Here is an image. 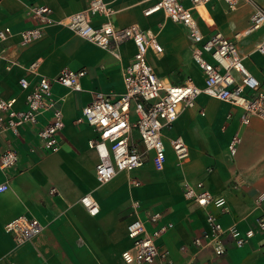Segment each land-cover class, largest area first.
Instances as JSON below:
<instances>
[{"label":"crops","instance_id":"1","mask_svg":"<svg viewBox=\"0 0 264 264\" xmlns=\"http://www.w3.org/2000/svg\"><path fill=\"white\" fill-rule=\"evenodd\" d=\"M104 1L115 10V26L137 23L157 35L163 51L155 53L149 49L147 60L159 76L175 84L191 77L197 85H203L202 73L191 57V41L185 27L168 19L162 11L144 14V9L156 0ZM89 2L0 0V28L8 25L14 33L0 48L8 46L18 61V65L7 69L6 62L0 59L1 96L17 95L22 100L18 79L26 76L32 83L35 81L36 77L25 66L36 59L37 70L48 77L65 66L87 71L79 79L80 89L57 82L52 85L64 120L58 151L48 152L39 147L37 126L20 127L18 136H0V153L7 139L13 140L18 151L17 162L0 170V183L6 181L9 185L0 191V264H127L121 257V251L130 246L126 224L135 215L146 217L156 211L162 213L163 221L172 223L157 238V245L178 264H264V229L257 225L262 210L254 206L255 197L264 191V120L260 117L253 115L243 124L239 107L201 93L191 111L182 110L162 130L167 152L162 170L155 169L150 154L143 165L130 172L118 171L105 183L97 180L93 171L98 154L88 143L97 132L86 123H77L76 118L82 106L91 100L93 91L117 95L123 90L122 71L134 53L133 42L120 43L115 54L62 24L48 25L42 37L26 46H19L17 34L38 24L27 13L31 4L48 5L53 15L61 18L83 9ZM257 2L264 8V0ZM182 3L191 4L189 0ZM253 9L254 3L250 1L229 9L222 1L211 0L196 7L194 15L204 32L219 29L234 39L235 32L248 26ZM103 19L98 15L92 20L97 25ZM263 37L264 26L236 39L245 65L262 83L264 54L256 51L255 45ZM50 117L48 113L40 116L38 126ZM235 131L239 140L235 154L231 155L228 143ZM132 134L142 148L137 132ZM177 136L184 139L189 150L188 158L180 164L171 149V140ZM131 178L139 183L131 185ZM183 181H202L214 195L226 198L228 212L185 199L180 189ZM52 187L57 191L51 193ZM86 193L98 202L95 214H90L80 201ZM131 200L137 201L135 209L130 206ZM209 211L218 215L223 226H234L240 234L252 228L253 236L236 246L234 238L225 234L227 249L222 255H214L211 248L196 251L191 241L208 229ZM20 215L36 217L43 229L29 241L18 244L5 229V223ZM146 225L152 228L151 223Z\"/></svg>","mask_w":264,"mask_h":264},{"label":"built area","instance_id":"2","mask_svg":"<svg viewBox=\"0 0 264 264\" xmlns=\"http://www.w3.org/2000/svg\"><path fill=\"white\" fill-rule=\"evenodd\" d=\"M189 1L190 6H185L182 0H156L143 12L150 14L162 11L168 19L185 27L191 41L192 60L202 73V86L197 85L191 77L175 84L159 76L147 60L149 49L155 53L163 51L157 35L140 28L137 23L115 26L112 22L115 10L104 0H90L83 9L61 18L55 17L48 5L31 4L27 7L28 15L38 24L17 33L20 47L42 37L45 28L51 24L65 25L98 46L113 50L115 54H118L115 49L120 43L131 40L134 44L132 58L122 71L123 90L117 95L93 91L91 100L82 106L76 118L77 123H86L97 132L88 143L98 154L93 172L100 183L108 182L118 171L130 172L143 165L150 154L155 169L162 170L167 154L162 130L170 126L182 110L191 111L196 97L201 93L239 107L243 124L248 123L253 115L264 120V83L247 68L236 43L240 36L264 26V8L257 0H218L226 3L229 9L236 8L243 1L254 3L248 26L235 32L234 39H231L219 29L204 32L195 17L196 5L207 4L211 0ZM98 15L104 19L96 25L92 19ZM206 25L211 28L210 24ZM13 34L10 26L1 27L0 45ZM255 50L264 54V37L256 43ZM0 59L6 62L7 69L18 65L8 46L0 48ZM37 65L38 59L25 66L36 77L33 83L26 76L18 79V86L23 93L22 100L17 95H0V136H18L20 127L37 126L35 134L39 147L44 151L55 152L61 146L60 134L64 120L62 107L53 94L52 85L57 82L72 89H80L79 79L87 71L85 68L72 69L65 66L55 76L48 77L37 70ZM199 112L203 114L202 110ZM47 113L51 117L38 126L39 117ZM133 131L137 132L142 148L134 141ZM238 140L239 135L235 131L228 143L231 155L236 152ZM171 149L179 164L189 156L188 146L181 136L171 140ZM17 160L18 151L13 140H5L0 153V170L13 166ZM129 181L131 185L139 183L134 178ZM8 187L6 181L0 183V191ZM180 189L185 199L202 207L212 204L219 207L222 213L229 210L226 198L214 195L202 181H183ZM56 191L54 187L50 189L51 193ZM80 201L90 214L98 212V202L91 193L84 194ZM136 204L137 201H130L133 209ZM254 206L262 210L257 225L259 229H264V191L255 197ZM162 219V213L156 211L148 213L146 217L135 215L126 224L130 246L121 251L125 263L178 264L167 251L157 245V238L172 226L171 222ZM206 220L208 229L191 241L196 251L211 248L214 255H222L227 249L225 234L229 233L234 238L236 246H241L254 234L252 228L240 234L234 226H223L218 215L210 211ZM146 222L151 223L152 228L149 229ZM5 229L16 243L21 244L41 233L43 226L36 217L20 215L7 221ZM181 249H185V246H181Z\"/></svg>","mask_w":264,"mask_h":264},{"label":"bare ground","instance_id":"3","mask_svg":"<svg viewBox=\"0 0 264 264\" xmlns=\"http://www.w3.org/2000/svg\"><path fill=\"white\" fill-rule=\"evenodd\" d=\"M201 5H204V4L203 3H199V4L196 5V7L201 6ZM165 80L167 81L166 78H165Z\"/></svg>","mask_w":264,"mask_h":264}]
</instances>
